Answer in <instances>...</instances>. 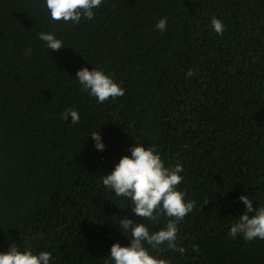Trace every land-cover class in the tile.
I'll list each match as a JSON object with an SVG mask.
<instances>
[{
  "label": "trees",
  "instance_id": "16d2710c",
  "mask_svg": "<svg viewBox=\"0 0 264 264\" xmlns=\"http://www.w3.org/2000/svg\"><path fill=\"white\" fill-rule=\"evenodd\" d=\"M93 11L92 20L53 22L44 0H0V253L15 243L51 252L50 264H114L111 246L130 245L119 220L159 231L167 217H137L102 186L139 144L165 167L182 165L177 190L195 202L178 224L185 253L146 244L151 255L264 264V240L228 236L245 211L241 195L264 206V0H103ZM41 32L65 48L48 50ZM81 68L103 71L124 95L97 103L81 91ZM67 108L77 124L62 119Z\"/></svg>",
  "mask_w": 264,
  "mask_h": 264
},
{
  "label": "clouds",
  "instance_id": "9594fccd",
  "mask_svg": "<svg viewBox=\"0 0 264 264\" xmlns=\"http://www.w3.org/2000/svg\"><path fill=\"white\" fill-rule=\"evenodd\" d=\"M102 2L103 0H44L51 21L73 24L79 23L82 17L92 20L95 16L93 9L98 8ZM166 26V18H161L156 24V28L161 32L166 30ZM210 27L217 35H223L224 25L220 19L212 17ZM38 38L46 44L48 50L65 48L63 41L52 33L41 32ZM30 53V48L25 50V55ZM194 74L193 70H189L186 78ZM76 80L81 86V91L88 92L96 98L97 103L124 95V90L119 84L101 70L90 71L88 68H81L76 72ZM69 117L73 125L80 120L79 113L72 108H67L62 113L65 122ZM89 136L95 142V149L102 151L104 145L100 133L93 132ZM130 153V157L120 158L109 175L101 177L103 188L114 192L117 197L129 199L135 216L154 224L160 223L161 216L167 217L168 221L159 231L150 233L143 223H137L127 217L119 220L118 227L121 232H130V245L122 247L118 243L113 244L108 258L114 264H170L166 259L151 255L145 245L156 252L166 245V250L179 252L181 255L185 253V249L178 247L176 243L178 224L193 210L195 202L186 203L185 194L177 190L183 179L180 175L183 167L180 164L165 167L157 150L152 147L135 144L130 148ZM239 200L245 205V211L234 220L228 236L235 239L241 235L249 242L257 238L264 240V206L254 208L252 200L243 195ZM207 203L208 201L205 204ZM193 251H199L198 245H193ZM51 260L52 253L49 251L33 254L31 248L21 251L15 243L10 245L6 253H0V264H50Z\"/></svg>",
  "mask_w": 264,
  "mask_h": 264
}]
</instances>
